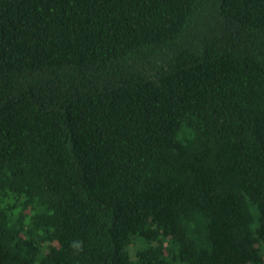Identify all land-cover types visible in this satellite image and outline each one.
I'll list each match as a JSON object with an SVG mask.
<instances>
[{"label": "trees", "instance_id": "obj_1", "mask_svg": "<svg viewBox=\"0 0 264 264\" xmlns=\"http://www.w3.org/2000/svg\"><path fill=\"white\" fill-rule=\"evenodd\" d=\"M0 264H264V0H0Z\"/></svg>", "mask_w": 264, "mask_h": 264}, {"label": "clouds", "instance_id": "obj_2", "mask_svg": "<svg viewBox=\"0 0 264 264\" xmlns=\"http://www.w3.org/2000/svg\"><path fill=\"white\" fill-rule=\"evenodd\" d=\"M70 248L74 250V253L78 254L83 250V241H72V243L70 244Z\"/></svg>", "mask_w": 264, "mask_h": 264}]
</instances>
